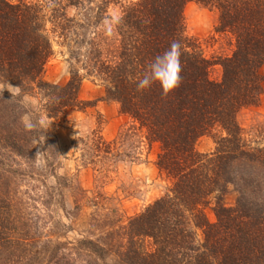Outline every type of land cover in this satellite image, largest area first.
Masks as SVG:
<instances>
[{"label":"trees","instance_id":"1","mask_svg":"<svg viewBox=\"0 0 264 264\" xmlns=\"http://www.w3.org/2000/svg\"><path fill=\"white\" fill-rule=\"evenodd\" d=\"M191 1L217 13L215 31L234 40L230 55L207 58L200 42L189 37L184 12ZM118 5L119 14L111 15V6ZM69 7L80 10L81 20L68 16ZM51 33L84 50L87 74L104 84L107 100L117 102L123 115L161 144L157 166L171 186L130 221L119 260L264 264V124L247 140L237 120L242 109L258 105L263 93L264 0H0V75L19 86L36 85L48 99V117L58 121L90 104L79 99V72L65 85L43 80L54 53ZM173 40L182 44V85L167 97L158 83L138 91L148 65ZM215 65L222 68L219 80L210 75ZM0 119V131H6L0 146L33 158L35 147H30L37 137L32 131ZM217 129L224 136L215 134V152H197L198 139ZM96 150L109 155L112 144L98 136ZM230 186L238 194L234 206L220 202ZM213 196L215 224L204 213ZM0 220L2 247L10 240V225L2 213ZM198 228L204 241L197 240Z\"/></svg>","mask_w":264,"mask_h":264},{"label":"rangeland","instance_id":"2","mask_svg":"<svg viewBox=\"0 0 264 264\" xmlns=\"http://www.w3.org/2000/svg\"><path fill=\"white\" fill-rule=\"evenodd\" d=\"M110 12L118 15L120 6H111ZM46 14L51 18L49 9ZM67 14L82 18L74 7ZM184 14L189 37L200 42L207 58L232 53L233 38L215 31V11L191 1ZM47 27L51 30L53 25L48 21ZM51 38L54 53L46 63L43 80L65 85L73 72H79L83 79L79 99L90 105L71 109L65 119L56 121L48 117V99L36 85L19 86L0 75V82L9 80L21 87L13 99L7 90L0 93V116L25 129V123H31L33 127L26 130L37 137L30 147H35L33 158L0 146V213L10 225V240L0 247V262L5 258L1 264H124L117 252L127 245L130 221L171 186V179L157 166L161 144L123 115L117 102L107 100L104 84L87 74L84 50L76 51L73 42L56 34L51 33ZM260 74L263 93L258 105L242 109L237 117L247 140L264 124V65ZM210 75L219 80L221 66H213ZM4 134L6 131H0V145ZM215 134L224 136L221 129L202 136L196 142L197 152L212 155L217 147ZM98 136L112 144L111 154L97 152ZM237 197L230 186L220 202L234 206ZM216 204L213 196L204 208L211 224L217 223ZM195 234L204 241L203 229H195Z\"/></svg>","mask_w":264,"mask_h":264},{"label":"clouds","instance_id":"3","mask_svg":"<svg viewBox=\"0 0 264 264\" xmlns=\"http://www.w3.org/2000/svg\"><path fill=\"white\" fill-rule=\"evenodd\" d=\"M182 44L178 40L170 42V46L161 55H157L148 65V70L137 82V90H149L154 83H158L162 89L163 96L167 97L175 92L183 83L182 77ZM5 90L12 94V99L20 93L21 87L13 86L9 80L0 82V93ZM73 115V114H72ZM72 115L69 119L72 121ZM44 124V121H41ZM26 129H31V123H25ZM41 151L37 152V158Z\"/></svg>","mask_w":264,"mask_h":264}]
</instances>
